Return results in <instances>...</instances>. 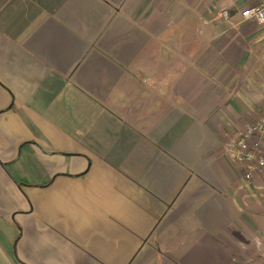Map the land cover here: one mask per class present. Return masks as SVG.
<instances>
[{
	"label": "crops",
	"instance_id": "obj_1",
	"mask_svg": "<svg viewBox=\"0 0 264 264\" xmlns=\"http://www.w3.org/2000/svg\"><path fill=\"white\" fill-rule=\"evenodd\" d=\"M257 1L0 0V264H264Z\"/></svg>",
	"mask_w": 264,
	"mask_h": 264
},
{
	"label": "built area",
	"instance_id": "obj_2",
	"mask_svg": "<svg viewBox=\"0 0 264 264\" xmlns=\"http://www.w3.org/2000/svg\"><path fill=\"white\" fill-rule=\"evenodd\" d=\"M219 16L229 18V13L222 8ZM244 20H252L264 25V0H258L254 5L246 6L240 11ZM227 151L243 171L245 179L249 180L254 171L264 172V115L248 124L235 138L227 143Z\"/></svg>",
	"mask_w": 264,
	"mask_h": 264
}]
</instances>
